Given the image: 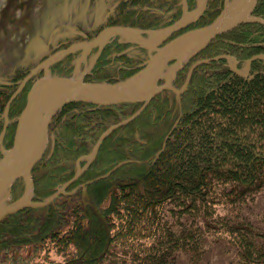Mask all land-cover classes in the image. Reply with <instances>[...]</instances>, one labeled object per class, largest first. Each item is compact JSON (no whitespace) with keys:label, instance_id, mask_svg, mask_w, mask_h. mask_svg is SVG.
Instances as JSON below:
<instances>
[{"label":"trees","instance_id":"1","mask_svg":"<svg viewBox=\"0 0 264 264\" xmlns=\"http://www.w3.org/2000/svg\"><path fill=\"white\" fill-rule=\"evenodd\" d=\"M112 1L117 6L107 9L95 29L65 38L60 46L90 39L108 26L159 29L181 15L180 0ZM223 3L207 0L188 29L211 23ZM187 4L192 10L196 0ZM253 15L264 20V0H256ZM130 48L138 54L129 56ZM77 55L52 64L51 73L70 76ZM220 55L234 57L238 68L251 60L253 78L237 75L223 58L193 70L180 95H157L137 118L103 140L67 194L0 221V264H198L213 247L236 256L238 264H264V218L252 216L253 203L264 193V59L257 57L264 56V23L241 24L213 38L183 67L174 88L183 85L196 60ZM146 59V50L116 37L104 45L87 78L122 81ZM32 67L31 61L20 64L0 79V116ZM37 76L11 102L0 147L13 146L18 116ZM140 106L64 104L49 125L53 150L48 148L32 170V200H45L70 180L100 135ZM3 126L0 118V134ZM23 191V180L14 181L9 203Z\"/></svg>","mask_w":264,"mask_h":264},{"label":"water","instance_id":"2","mask_svg":"<svg viewBox=\"0 0 264 264\" xmlns=\"http://www.w3.org/2000/svg\"><path fill=\"white\" fill-rule=\"evenodd\" d=\"M256 0H241L243 3V9L241 14L230 17H222L211 24L191 29L189 31L184 32L183 34L178 35L177 37L171 39L169 42H166L169 37L174 35L178 30L186 28V26L191 22L189 21V11L187 8L186 0H181L182 4V14L181 17L170 27L163 30H142L138 28L131 27H118L113 29H107L100 33L95 38L81 42L78 44L71 45L66 49L59 50L54 54L50 55L48 58L43 60L40 64L34 67L22 80L17 90L10 97L9 101L6 104L5 111L3 117L5 119V124L7 125V111L10 102L16 96V94L22 89L24 84L28 81V79L36 73L38 70L44 71V78H40L35 81L28 92L27 95V103L19 116V137L22 136L25 127L21 125V122L24 116L28 113L31 114V121L33 122V129L38 132L37 140L29 154L28 158L16 165H2L0 164V189H6L11 185L13 181L21 178L24 181V192L20 199L11 206L2 207L0 209V220L8 214L15 213L24 208H35L42 207L50 202H52L56 197L63 193V191L67 188L69 184L75 181L87 168V166L91 163V161L95 158L97 150L105 136L113 129L122 126L133 119H135L143 109L148 105L153 97H155L159 92L165 89H171L172 83L178 75L179 71L183 67V64L189 60L193 55H195L199 50H201L212 38L215 36L221 35L225 32L230 31L231 29L236 28L242 23L250 22V21H258L259 19L252 16V11L255 5ZM206 0L203 1L201 7H198L196 10L198 15H200L205 7ZM137 31L141 34L150 35L155 38V40L150 44H144L140 41H133L137 45H140L143 48H146L149 52L154 51L153 55L149 56L145 69L150 64H152V80L150 83L143 87V89L139 92L137 91H128L127 88L133 87L135 83H138L142 75L141 71L138 75L133 76L130 79L125 81L115 83V84H106V83H92L84 80L72 79V78H64V77H50L48 72L49 65L56 61L58 58L70 54L75 51L83 50L82 54H85L91 51L95 47H99V52L103 49L104 44L109 41V39L115 36H121L123 33L127 31ZM164 44V45H163ZM194 44L196 49L193 53L188 55L189 49L188 46ZM165 60V64L168 62H173L168 73L163 77L158 76V69ZM209 60H200L195 62L188 70L186 80L183 86L185 89L188 85L189 78L193 69L201 64L208 63ZM236 70V67H233ZM160 80H163V83L158 84ZM47 84L44 87V91L46 93L45 103L42 110H39L36 103V95L39 87L43 84ZM183 89L178 90L177 92L183 91ZM80 93L89 98H74L76 94ZM65 94L63 99L58 101V98L61 94ZM73 100H90L94 101L98 104H116V103H142L140 109L131 115L129 118L111 126L107 131H105L97 143L94 145L91 153L89 154V161L86 165L79 170L73 179H71L68 183L64 184L61 188H59L53 195L42 202H33L30 199L29 192L32 188V179H31V171L33 167L40 161L42 156L44 155L48 142H49V132L48 127L49 123L56 113V111L67 101ZM6 125L2 131V135L6 129ZM1 135V136H2Z\"/></svg>","mask_w":264,"mask_h":264},{"label":"rangeland","instance_id":"3","mask_svg":"<svg viewBox=\"0 0 264 264\" xmlns=\"http://www.w3.org/2000/svg\"><path fill=\"white\" fill-rule=\"evenodd\" d=\"M110 6L112 0H0V79L17 64L35 61L36 52L45 53L49 37L53 42L76 29H95ZM4 199L0 189L1 205ZM253 204L252 216L264 218V193ZM225 253L213 247L198 264H238L236 256Z\"/></svg>","mask_w":264,"mask_h":264},{"label":"bare ground","instance_id":"4","mask_svg":"<svg viewBox=\"0 0 264 264\" xmlns=\"http://www.w3.org/2000/svg\"><path fill=\"white\" fill-rule=\"evenodd\" d=\"M242 2L239 0H235L233 2H228L226 5V14L229 16H236L238 17L242 12ZM127 38H135V39H141L139 34L134 32H127L125 34ZM142 41V40H141ZM189 52L193 53L196 49V46L194 44H191L188 46ZM152 64L153 62H150V64L147 66V68L141 73L142 78L138 83H135L133 87L127 88L128 91H141L144 86L148 85L150 81L152 80ZM165 68L164 60L161 63V66L159 67V75L162 74V70ZM65 94H61L58 98V101L60 99H63L65 97ZM78 94V92H77ZM81 94L77 95V97H80ZM45 102V94H39L36 95V103L39 108V110H42L44 107ZM32 117L31 114H26L24 117L21 125L25 127L24 133L22 136L17 138L15 147L10 151H4V157L1 162L2 165H16L24 162L29 154L31 153V150L37 140L38 132L33 129V122L31 121Z\"/></svg>","mask_w":264,"mask_h":264}]
</instances>
